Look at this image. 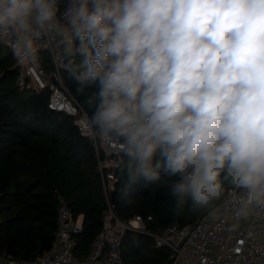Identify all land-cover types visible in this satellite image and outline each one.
Masks as SVG:
<instances>
[{"label": "clouds", "instance_id": "1", "mask_svg": "<svg viewBox=\"0 0 264 264\" xmlns=\"http://www.w3.org/2000/svg\"><path fill=\"white\" fill-rule=\"evenodd\" d=\"M55 40L129 186L171 180L173 213L243 189L264 206V0H0V43L36 65Z\"/></svg>", "mask_w": 264, "mask_h": 264}, {"label": "trees", "instance_id": "2", "mask_svg": "<svg viewBox=\"0 0 264 264\" xmlns=\"http://www.w3.org/2000/svg\"><path fill=\"white\" fill-rule=\"evenodd\" d=\"M46 71L54 70L49 53L40 52ZM13 54L0 43V259L36 260L54 246L58 214L65 205L75 218L83 217V232L75 253L88 256L103 228L108 210L99 160L93 142L81 134L75 117L49 108L48 89H21ZM62 79L72 98L89 119L94 111L89 98L96 85L80 87L67 71ZM126 159L121 154V160ZM116 169L113 210L127 222L139 215L147 220L146 232L127 231L122 242L123 264H167L171 252L158 248L152 235L171 226L193 225L225 200L234 188L207 208H186L174 215L171 180L161 174L154 183L143 179L129 186ZM152 219L148 221V218Z\"/></svg>", "mask_w": 264, "mask_h": 264}, {"label": "built area", "instance_id": "3", "mask_svg": "<svg viewBox=\"0 0 264 264\" xmlns=\"http://www.w3.org/2000/svg\"><path fill=\"white\" fill-rule=\"evenodd\" d=\"M1 45L12 53L8 43ZM45 50L52 60L53 72L49 74L40 59L32 65L14 57L19 69L17 84L23 90L48 89L49 108L75 117L81 134L95 146L108 210L102 231L84 259L75 253L77 237L84 229L83 217L75 218L62 205L54 246L47 254L36 260L0 259V264H123L121 247L125 233L146 232L147 220L137 215L123 222L115 214L110 195L115 190L116 169L121 163L122 152L116 143H106L89 129L88 115L79 108L62 79L66 70L56 41L45 42L40 52ZM246 195L243 189L231 190L225 200L193 225L171 226L161 234L152 235L156 246L168 249L171 255L175 253L171 264H264V206H253L247 216L238 217ZM151 219L149 217L148 221Z\"/></svg>", "mask_w": 264, "mask_h": 264}, {"label": "water", "instance_id": "4", "mask_svg": "<svg viewBox=\"0 0 264 264\" xmlns=\"http://www.w3.org/2000/svg\"><path fill=\"white\" fill-rule=\"evenodd\" d=\"M238 190V189H237ZM112 199H113V203H114V193H112ZM112 203V204H113ZM175 253H172L170 259L168 260L167 264H171L172 263V260H173V257H174Z\"/></svg>", "mask_w": 264, "mask_h": 264}, {"label": "rangeland", "instance_id": "5", "mask_svg": "<svg viewBox=\"0 0 264 264\" xmlns=\"http://www.w3.org/2000/svg\"><path fill=\"white\" fill-rule=\"evenodd\" d=\"M4 52H9V49L6 46H2Z\"/></svg>", "mask_w": 264, "mask_h": 264}]
</instances>
